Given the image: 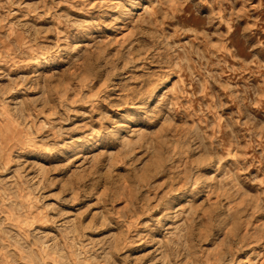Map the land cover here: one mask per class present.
Masks as SVG:
<instances>
[{
	"label": "rangeland",
	"instance_id": "374dc122",
	"mask_svg": "<svg viewBox=\"0 0 264 264\" xmlns=\"http://www.w3.org/2000/svg\"><path fill=\"white\" fill-rule=\"evenodd\" d=\"M0 264H264V0H0Z\"/></svg>",
	"mask_w": 264,
	"mask_h": 264
},
{
	"label": "bare ground",
	"instance_id": "6f19581e",
	"mask_svg": "<svg viewBox=\"0 0 264 264\" xmlns=\"http://www.w3.org/2000/svg\"><path fill=\"white\" fill-rule=\"evenodd\" d=\"M67 35V34H66ZM41 64H38V66H40ZM169 82V78L168 79H166V81H164V82H161V83H159V84H157L156 86H155V88H154V90H153V95H155L156 93H157V91L159 90V89H161V87H163L165 84H167ZM95 144H96V142H95Z\"/></svg>",
	"mask_w": 264,
	"mask_h": 264
}]
</instances>
